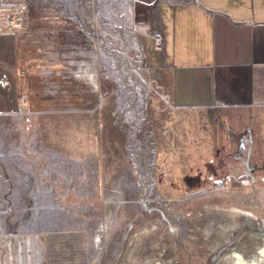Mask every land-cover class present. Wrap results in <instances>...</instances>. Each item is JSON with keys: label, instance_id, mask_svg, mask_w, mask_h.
<instances>
[{"label": "rangeland", "instance_id": "374dc122", "mask_svg": "<svg viewBox=\"0 0 264 264\" xmlns=\"http://www.w3.org/2000/svg\"><path fill=\"white\" fill-rule=\"evenodd\" d=\"M130 1L0 0V264H233L262 242L263 161L246 173L232 113L175 126Z\"/></svg>", "mask_w": 264, "mask_h": 264}, {"label": "crops", "instance_id": "0c3cea01", "mask_svg": "<svg viewBox=\"0 0 264 264\" xmlns=\"http://www.w3.org/2000/svg\"><path fill=\"white\" fill-rule=\"evenodd\" d=\"M130 2L144 18L143 27L159 38L152 44L151 35L144 37L146 56L175 126L193 113L189 123L210 127L212 136L215 126L229 127L221 112L232 113L234 127L264 146V0ZM8 43L0 35V53ZM173 140H181L178 133Z\"/></svg>", "mask_w": 264, "mask_h": 264}, {"label": "flooded vegetation", "instance_id": "af4514ba", "mask_svg": "<svg viewBox=\"0 0 264 264\" xmlns=\"http://www.w3.org/2000/svg\"><path fill=\"white\" fill-rule=\"evenodd\" d=\"M245 139H246V143L248 145H247V149H246L245 155H244V160L242 163L245 165L246 173L249 174L248 171H253L255 168H257V166H258L257 164L260 161H263V164H264V146H259V145L256 146L257 145L256 143L261 144V142L263 141L262 139H260L257 136L250 138L247 136V133H246ZM253 140H254L255 144L252 143ZM217 163H219V161ZM226 166H228V165H226Z\"/></svg>", "mask_w": 264, "mask_h": 264}, {"label": "bare ground", "instance_id": "6f19581e", "mask_svg": "<svg viewBox=\"0 0 264 264\" xmlns=\"http://www.w3.org/2000/svg\"><path fill=\"white\" fill-rule=\"evenodd\" d=\"M261 239H262V242H260L259 246H257L258 249L256 250V252L251 253L249 255H245V256L234 252L230 259L231 262L233 264H264V236Z\"/></svg>", "mask_w": 264, "mask_h": 264}, {"label": "built area", "instance_id": "2783aa9c", "mask_svg": "<svg viewBox=\"0 0 264 264\" xmlns=\"http://www.w3.org/2000/svg\"><path fill=\"white\" fill-rule=\"evenodd\" d=\"M152 39L155 43H158L159 42V38L157 36H152Z\"/></svg>", "mask_w": 264, "mask_h": 264}]
</instances>
